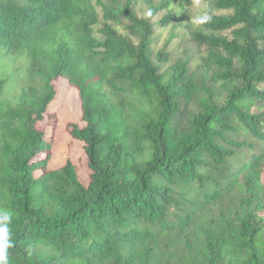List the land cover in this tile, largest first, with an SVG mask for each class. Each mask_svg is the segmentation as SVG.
<instances>
[{
    "label": "trees",
    "instance_id": "1",
    "mask_svg": "<svg viewBox=\"0 0 264 264\" xmlns=\"http://www.w3.org/2000/svg\"><path fill=\"white\" fill-rule=\"evenodd\" d=\"M199 1L193 69L157 49L173 0H143L144 16L138 0H98L103 23L94 0H0L8 264H264V0L179 5ZM60 79L81 101L67 131L87 184L71 160L49 168L38 126Z\"/></svg>",
    "mask_w": 264,
    "mask_h": 264
},
{
    "label": "rangeland",
    "instance_id": "2",
    "mask_svg": "<svg viewBox=\"0 0 264 264\" xmlns=\"http://www.w3.org/2000/svg\"><path fill=\"white\" fill-rule=\"evenodd\" d=\"M98 0H94L100 22L103 23V9L97 4ZM125 2V0H120ZM156 3H161L163 0H155ZM180 0H173L172 10L175 14L176 21L169 26L163 27L158 25L155 27L157 49L163 50L169 55L171 63L182 61L188 62L193 69L203 63L204 49L201 48L192 38V32L197 27V20L204 12L206 5L199 1L197 4L185 9L179 5ZM139 15L144 16L147 12L143 0H138L135 6ZM168 13V9L161 11L153 20L155 23ZM226 12H223L225 14ZM103 25L95 27L96 37L102 39L100 31ZM9 63L8 59L4 60L0 54V76L4 75L5 64ZM22 62L18 63V67H22ZM23 79V78H22ZM22 80L16 84L10 83L8 86V97H13L19 93L20 87L23 85ZM58 94L56 99L51 103L48 109L46 119L39 123V128L43 130L47 136L53 138L52 159L49 168L52 170L60 169L68 160H71L78 167L80 180L87 184L88 168L84 158L82 143L72 139L67 131L69 124L82 123V108L78 91L72 88L65 79H60L57 82ZM55 123V127H53Z\"/></svg>",
    "mask_w": 264,
    "mask_h": 264
},
{
    "label": "clouds",
    "instance_id": "3",
    "mask_svg": "<svg viewBox=\"0 0 264 264\" xmlns=\"http://www.w3.org/2000/svg\"><path fill=\"white\" fill-rule=\"evenodd\" d=\"M206 19H210V17H205L198 22H204ZM9 219L10 217L6 213L0 217V222H2V226H0V264H8L7 249L12 246L8 239V227L6 223Z\"/></svg>",
    "mask_w": 264,
    "mask_h": 264
}]
</instances>
